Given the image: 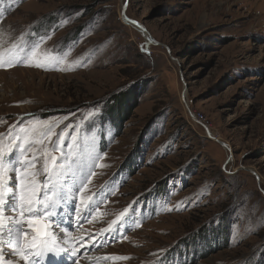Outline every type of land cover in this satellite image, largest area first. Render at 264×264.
Instances as JSON below:
<instances>
[{"label": "rangeland", "instance_id": "1", "mask_svg": "<svg viewBox=\"0 0 264 264\" xmlns=\"http://www.w3.org/2000/svg\"><path fill=\"white\" fill-rule=\"evenodd\" d=\"M0 12L5 55L21 36H51L0 68L4 150L24 127L38 142L29 158L59 157L62 130L79 138L73 160L93 144L100 155L80 216L65 205L58 227L35 226L75 246L62 264H264V0H0ZM133 88L131 114L113 124L109 102ZM45 121L56 135H41ZM133 209L136 223L109 234Z\"/></svg>", "mask_w": 264, "mask_h": 264}, {"label": "snow or ice", "instance_id": "2", "mask_svg": "<svg viewBox=\"0 0 264 264\" xmlns=\"http://www.w3.org/2000/svg\"><path fill=\"white\" fill-rule=\"evenodd\" d=\"M3 15V12H0V18ZM125 19H127L126 16ZM130 22L139 26L136 21ZM46 38L50 39L51 36L41 37L36 43H29L21 36V42L7 49L6 55L4 51H0V68H11L18 63H25ZM2 47L0 45V48ZM47 63L55 64L59 61L50 58ZM35 66L42 65L38 63ZM44 124L42 136L56 135L53 125L47 121ZM11 131L12 128H10ZM30 131L20 127L19 132L7 146V151L0 143V264H13L12 259L5 258V248L11 256L19 257L25 264H39L45 255L50 257L47 264H62V254L66 251L73 256L77 255L75 246L71 249L58 246L54 243L53 236L35 226L41 222L39 218H46L50 221V225H46V228L58 227V219L60 222L63 219L60 217V211L65 205L70 207L74 217L80 216L78 202H83L82 193L87 187L89 177L95 175L93 169L97 166L100 155L96 153L93 144L90 149H81L80 155L73 160L74 149L80 148L79 138L76 135L67 134L71 143H66V133L62 130L56 135V141L51 145L53 152H60L59 157L56 155L38 157L33 153L29 158L26 154L32 150L34 144L38 143L29 140ZM72 131L75 133L77 130L73 127ZM2 136L3 134H0V137ZM65 148L68 150L64 151ZM41 159L43 163L37 169ZM29 167L37 170L29 174L27 171ZM26 176L27 181H25ZM107 194L110 195L111 192ZM96 197L91 203L85 205L84 216L81 218L86 219L99 207L102 202L101 194L97 193ZM134 215L135 209L119 224L113 221L116 228L111 229L110 226L109 234L115 231L119 236L122 225L129 220L136 223L133 219ZM30 232H35V235H30ZM99 243L103 246L102 242ZM57 257L61 259L58 260Z\"/></svg>", "mask_w": 264, "mask_h": 264}, {"label": "trees", "instance_id": "3", "mask_svg": "<svg viewBox=\"0 0 264 264\" xmlns=\"http://www.w3.org/2000/svg\"><path fill=\"white\" fill-rule=\"evenodd\" d=\"M136 93H137L136 89L133 88V89H129L128 91H126L124 93L125 95L119 94L118 96L113 97L111 99V101L109 102V106L113 107V105H114L115 107H113V108L117 109L116 113L119 115V116L115 115L116 116L115 121L114 120H110L113 124L117 123L118 125L121 126V124L124 123V119L127 118L131 114L132 108H133L132 106H134V105L130 104V102H128V101L129 100L130 101L133 100L134 95ZM120 130H121V127L116 129L117 132H120ZM137 155L138 154L135 153L134 156H131L129 158V160H127L125 162L124 167H125L126 170H130V169L133 170L135 168L136 163H137ZM175 249L173 251H175ZM192 260H194V261L197 260L195 258V255H192Z\"/></svg>", "mask_w": 264, "mask_h": 264}, {"label": "bare ground", "instance_id": "4", "mask_svg": "<svg viewBox=\"0 0 264 264\" xmlns=\"http://www.w3.org/2000/svg\"><path fill=\"white\" fill-rule=\"evenodd\" d=\"M124 18H125V17H124ZM126 20H128V19H126ZM209 133H211L210 130H209ZM211 135H212V134H211ZM50 232H51V231H50ZM50 232H49V234H51ZM43 260H44V261H47V260H48V257L43 258ZM39 264H43L41 260L39 261Z\"/></svg>", "mask_w": 264, "mask_h": 264}, {"label": "built area", "instance_id": "5", "mask_svg": "<svg viewBox=\"0 0 264 264\" xmlns=\"http://www.w3.org/2000/svg\"><path fill=\"white\" fill-rule=\"evenodd\" d=\"M196 117L200 120L204 119L203 115L202 114H198V116L196 115Z\"/></svg>", "mask_w": 264, "mask_h": 264}, {"label": "water", "instance_id": "6", "mask_svg": "<svg viewBox=\"0 0 264 264\" xmlns=\"http://www.w3.org/2000/svg\"><path fill=\"white\" fill-rule=\"evenodd\" d=\"M145 35H146V34H145ZM207 132H208V134H210V136L212 137L211 133H209V129H208V128H207ZM41 231H44V229L42 228Z\"/></svg>", "mask_w": 264, "mask_h": 264}]
</instances>
